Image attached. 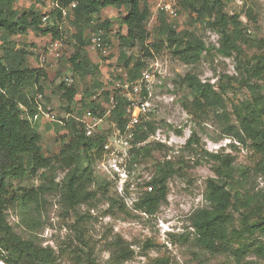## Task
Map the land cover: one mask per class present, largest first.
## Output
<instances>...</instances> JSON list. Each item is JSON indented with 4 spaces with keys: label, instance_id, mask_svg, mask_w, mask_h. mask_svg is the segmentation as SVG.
Returning a JSON list of instances; mask_svg holds the SVG:
<instances>
[{
    "label": "trees",
    "instance_id": "trees-1",
    "mask_svg": "<svg viewBox=\"0 0 264 264\" xmlns=\"http://www.w3.org/2000/svg\"><path fill=\"white\" fill-rule=\"evenodd\" d=\"M16 0H0V35L7 41L14 36H27L29 33L45 36L51 34L54 41H62L59 24L66 19L75 29L71 36L75 52L67 63L72 77L84 81L90 77L91 85L85 87L80 98L81 108L76 115L68 119H60L70 136L59 154L45 157L42 153L41 137L35 125L38 111L36 96L43 93L41 83L47 79L42 69L28 67L29 53L15 47L2 48L0 56V260L5 264H57V257L51 248H42L31 241L21 239L7 222L9 209H26L37 206L45 192L58 191L61 201L68 210H75L79 205L91 203L99 194L105 198L111 208L124 210L123 204L114 197H107L109 185L112 183L101 177L97 181L94 166L100 160V148L106 138V131L88 137L84 125L76 119L86 111L97 118L104 116V109L92 95L103 88L98 65L93 64L85 47L88 45L86 30L90 27L104 32L105 41L109 33L110 20L94 19L102 8H125L127 14L122 17L121 25L126 29V36L120 39L126 46L141 45L144 58L151 57L152 52L161 53L169 50L171 56L181 63L196 66L202 55L214 50L224 58L234 56L237 70L242 69L241 80L224 75L215 83L201 81L194 73H187L182 79L184 88L191 97V105L197 111H209L221 128L223 134L230 139L245 144L249 142L255 154L262 157L260 171L264 172V88L255 81L264 79V54L247 57L246 50L264 51V37L254 38L248 33L247 25L241 21V13L229 15L225 7L232 0H180V11L195 16V21L205 23L210 29L216 30L219 36L217 47H206L205 43L193 33L178 32L175 23L159 12L156 25L153 27L155 37L146 44L149 33L144 29L150 16L146 0H57L58 7L53 9L47 21L33 7L25 10L14 8ZM74 4L73 8L70 6ZM67 14L62 16V10ZM250 10L243 14L247 20H254ZM46 17V16H45ZM124 56L120 57L122 60ZM129 83L141 77L145 69L144 59L122 65ZM242 84L250 92L249 99L233 104L228 113L225 94L233 82ZM62 98L68 107L74 103L78 95L76 84L60 83L58 86ZM105 100L110 97L116 102L108 120L123 130L125 126V106L127 100L117 92L102 93ZM145 95V93H143ZM83 112V114H82ZM58 124V123H56ZM109 130V129H108ZM155 133L152 124L143 122L133 131L132 143H145L144 146L133 147V160L149 156L152 145L167 149L164 145L147 142ZM179 135L180 132L176 131ZM198 140L192 134L184 144L186 151L192 152ZM215 161L222 166L212 167L217 176L206 182L204 200L208 207L194 211L189 217L190 228L194 235L196 247L210 255H230L236 264L248 254L264 260V190L254 194L242 193L230 183L232 180L231 157L213 154ZM176 164L169 161L155 166L151 179L139 187L144 191L134 202L136 210L153 216L159 206L166 201L169 179L177 174ZM63 171L59 183L55 182L57 169ZM40 172V173H39ZM39 173V174H37ZM48 174L51 177L48 178ZM39 175V176H38ZM39 177L38 187L14 188L12 182L27 178ZM107 181V182H106ZM91 187L94 188L91 190ZM150 191H145V188ZM110 208V209H111ZM235 213L238 217L235 216ZM118 252H113L106 264H121L131 259L133 253L120 239L115 242ZM234 246H236L234 248ZM79 260L78 256H75ZM93 264L92 260H87ZM149 264H168L164 259H155Z\"/></svg>",
    "mask_w": 264,
    "mask_h": 264
},
{
    "label": "rangeland",
    "instance_id": "rangeland-1",
    "mask_svg": "<svg viewBox=\"0 0 264 264\" xmlns=\"http://www.w3.org/2000/svg\"><path fill=\"white\" fill-rule=\"evenodd\" d=\"M162 1L165 0L145 2L150 12L148 20L143 24L149 33L145 45L151 43L155 37L152 29L156 25L158 7ZM30 7L45 16L54 8L48 0H16L14 4V8L19 11ZM246 10L252 12L254 20H247L244 17L243 13ZM225 11L229 15L241 13V21L247 25L249 35L254 38L264 37V0H232L226 5ZM126 14L125 8L110 6L102 8L94 15V19L100 18L101 21L111 22L107 33L109 46L97 53L88 51L86 46L85 51L93 64L99 67L100 80L103 83V88L99 91L102 93L107 91L119 94L120 89L115 87L111 80L114 76L116 80L121 79L120 75L125 73L122 65H125L126 61L131 64L137 59H144L146 67L152 68L151 108L146 122L152 124L155 133L159 132L168 145H164L167 149L152 145L149 156L137 158L135 162L138 165V177L145 178L153 176L155 166L159 163L169 161L176 164L182 161V164L174 167L177 174L168 181L166 201L159 206L153 216H148L133 206L144 191L143 188L137 186L126 192L125 196H121L111 184L107 197L118 199L124 210L111 208L110 203L98 194L91 203L79 205L70 211L62 203L60 193L49 190L43 194L37 206L9 209L7 222L21 239L31 241L42 248H51L57 257V264H88V259L92 260L93 264H106L112 253L118 252L115 245L117 239L126 244L133 253L131 259L121 264H149L155 259H164L168 264H236L230 255H210L199 250L195 245L189 217L194 211L208 207L204 200L206 182L217 177L212 167L222 166V163L215 161L211 155H229L232 159L230 183L239 192L250 194L264 190V172L260 171L263 169L262 157L253 152L248 145L249 142L240 144L225 136L211 112H200L192 108L191 97L184 88L182 79L185 74L194 73L201 81L211 84L224 75L241 80V66L239 72L234 56L224 58L214 50L204 53L196 66L181 63L173 58L167 49L159 54L152 52L151 57L144 58L140 43L126 46L120 39L126 36V29L121 25L122 17ZM174 23L176 31L191 32L202 40L206 47H217L219 39L217 31L210 29L205 23L195 21V16L181 11ZM59 26L63 40L58 41V48H52L56 41L52 39L51 34L42 36L29 33L25 37L14 36L7 41H3L4 37L0 35V56L3 47L24 49L29 53L28 67L42 69L47 73V79L41 83L43 93L40 94V103L43 110L55 116L60 123L56 124L42 116L35 120L41 137V150L45 157H55L69 142L70 136L60 119L77 114L81 108L79 101L84 95L85 87L91 85L90 77L84 81H77L72 77L67 60L76 50L71 38L75 29L66 19H63ZM92 32L93 27L86 30L88 42ZM260 53L264 54V51L256 49L245 51L247 57ZM121 56H124L122 60ZM62 82L73 83L78 87V95L68 111V105L58 89ZM255 84L264 88V79L255 81ZM249 97L250 92L241 81L240 84L233 82L225 94L227 112H231L233 104L245 101ZM97 101L104 109L105 116L108 100L102 95ZM109 127V120L105 118L93 133L95 135L103 133L108 131ZM176 131L180 134L178 135ZM192 134L196 136L198 144L190 152L183 147ZM94 173L97 181L104 177L101 175L99 162L95 163ZM38 176L14 181L12 186L38 187L40 181L48 184V180L44 181ZM49 177L51 175L48 174ZM62 177L63 171L58 168L54 174L55 182L59 183ZM93 189L91 187V190ZM235 216L238 217L236 213ZM75 256H78L79 260ZM0 264L5 263L0 260ZM241 264H264V260L248 254L243 257Z\"/></svg>",
    "mask_w": 264,
    "mask_h": 264
},
{
    "label": "built area",
    "instance_id": "built-area-1",
    "mask_svg": "<svg viewBox=\"0 0 264 264\" xmlns=\"http://www.w3.org/2000/svg\"><path fill=\"white\" fill-rule=\"evenodd\" d=\"M179 1L180 0H165L159 5V12H162L167 19L174 23L179 17ZM48 2L54 7L53 9L59 8L57 0H48ZM75 5L72 4L70 8ZM66 9L62 10V16L65 17L67 14ZM48 16L43 17L42 21L45 22ZM108 43L105 41L104 32L99 29H94L90 34L87 50L92 53L101 52L107 49ZM59 42L53 43L52 48H58ZM152 68L145 67L141 73L139 80L134 83H129L127 80L126 73L120 75L121 79L116 80L115 76L111 82L115 87L120 89L119 94L127 100L125 106V126L123 130L118 129L114 123H110L109 130L106 131V138L100 148L101 157L98 161L102 169L101 175L106 177L114 186L117 193L121 196H125L126 192L139 186L140 184L148 182L151 177L139 178L137 175V163L133 160V147L144 146L145 143H137L133 145V131L137 126L146 122V117L150 112L151 108V73ZM145 93V95H143ZM102 96V91L95 94L92 100ZM41 95L36 96V109L38 111L37 117H44L51 122L60 123L55 116H51L49 113L43 110L40 103ZM98 102V101H97ZM116 102L113 97L108 100V107L105 111V116L97 118L90 112L86 111L81 117L76 120L84 125L85 135L92 137L95 128H98L103 119L108 118L110 112L114 109ZM71 117V116H69ZM69 117H66L68 119ZM154 141L162 145H168L165 139H162L159 132L152 135L147 142ZM145 191H150V188H145Z\"/></svg>",
    "mask_w": 264,
    "mask_h": 264
}]
</instances>
